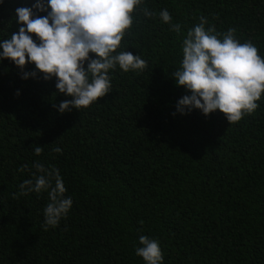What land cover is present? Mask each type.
I'll return each instance as SVG.
<instances>
[{
	"label": "trees",
	"instance_id": "1",
	"mask_svg": "<svg viewBox=\"0 0 264 264\" xmlns=\"http://www.w3.org/2000/svg\"><path fill=\"white\" fill-rule=\"evenodd\" d=\"M0 264H264V0H0Z\"/></svg>",
	"mask_w": 264,
	"mask_h": 264
}]
</instances>
